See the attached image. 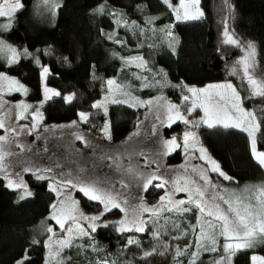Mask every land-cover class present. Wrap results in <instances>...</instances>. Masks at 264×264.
Here are the masks:
<instances>
[{
	"label": "trees",
	"instance_id": "trees-1",
	"mask_svg": "<svg viewBox=\"0 0 264 264\" xmlns=\"http://www.w3.org/2000/svg\"><path fill=\"white\" fill-rule=\"evenodd\" d=\"M22 2L24 8L16 14L13 27L7 31L0 29V36L22 53L27 49L32 55L22 56L10 66L0 61V72L17 77L30 91L29 98L37 101L42 95L41 72L44 67L49 69L46 84L61 93L42 107L44 121L50 124L70 122L77 118L78 113L84 112L90 117L83 126L96 132L101 130L106 118L100 109L92 105L100 98L109 79L127 86L125 89L134 96H163L175 103L186 95L183 85L203 86L226 80L237 84V78L229 75L227 69L243 52L240 47L224 42L225 27L243 45L248 42L255 45L256 72L264 77V0H200L203 17L186 22L174 21L171 10L161 0ZM171 2L175 5L179 0ZM100 5L105 6V14L96 11ZM112 12L122 14L130 25L135 21L138 28L118 27L110 15ZM150 17L158 19L145 23ZM6 23L7 18H0V25ZM167 25H173L171 36L162 31ZM140 29H143V35ZM113 33L115 39L124 43L108 39V34ZM132 56L143 57L145 67L139 68L136 64L125 66L126 59ZM144 78L155 86L143 87ZM66 94L74 95L71 103L64 102ZM246 104L256 110L260 122V118H264V111H260L264 109V98L248 100ZM142 116L141 108L111 104L107 112L111 140L126 136ZM182 131L183 127L178 123L165 128L164 135H179ZM262 136L264 123L261 132L257 133V151H264ZM199 138L218 162L220 170L233 178L225 180L223 176H218L223 183H264V168L254 160L246 132L236 128L202 127ZM157 159L163 165H182L185 162L179 151ZM1 182L0 179V264H14L24 257L26 249L29 259L25 264H44V238L39 240L40 243L33 244V228L56 202L55 193L48 188L47 181L25 175L24 182L33 196L16 202L14 192ZM160 193V189L151 187L146 194L148 199L150 196L152 200H157ZM75 194L85 214L91 216L102 212L99 202L88 200L80 192ZM120 216L119 210L112 209L98 221L116 220ZM196 216L194 209L184 219L195 224ZM152 230L153 226H148L143 233H121L112 225H99L90 236L74 239V245H84L83 249L72 247L65 249L61 255L70 256L71 264H96L104 260L109 264H187V255L177 257L175 253L178 248L183 249L194 241L191 231L180 239H172L179 233L170 230L169 235L156 240L151 235ZM129 237L138 239L139 246L129 245ZM164 245H167V251ZM153 247L157 251L145 258L143 253ZM161 252L164 254L161 255ZM255 252L264 256V244L253 252H239L234 264H251V254Z\"/></svg>",
	"mask_w": 264,
	"mask_h": 264
},
{
	"label": "snow or ice",
	"instance_id": "snow-or-ice-1",
	"mask_svg": "<svg viewBox=\"0 0 264 264\" xmlns=\"http://www.w3.org/2000/svg\"><path fill=\"white\" fill-rule=\"evenodd\" d=\"M47 2V0H45ZM161 2L171 10L175 16L177 22H186L192 20H199L203 17V12L199 9V0H179L178 4H173L171 0H161ZM58 6V5H57ZM24 8L22 0H0V18H7V23L0 25L2 30H10L13 27L16 14ZM100 14H105V6L100 5L96 10ZM114 17V23L118 27H125L130 30L138 28L135 21H132L131 25L123 15L117 12L110 13ZM158 17H150L145 23H151ZM173 25H167L162 31H166L167 35L171 36V28ZM140 34L143 35V29H140ZM225 43H230L234 46L240 47L243 55L233 64L231 68V75H239L243 82L248 85V97L241 96L240 92L232 83H221L207 85L205 88L197 89L195 87H188L183 85L187 93L191 95L181 96V105L191 104L186 108L188 115H191L197 108H200L204 115L199 120H189L180 110V105L167 101L165 97L160 96L149 100H140L137 97H130L129 100L112 99V103H129L130 107L133 106H151L153 103L157 105L158 114L157 119H160V109L165 110L166 118L169 121V127L177 120L183 121L186 125H191L193 128H199L201 126H207L208 128L223 127L224 129L236 128L240 131L248 134L251 152L253 158L258 164L264 168V151H257V133L261 132L262 123L264 118H260L256 115V110H246L243 107L244 99H252L256 97L264 98V77H258L256 75V52L255 45L252 42H248L247 45H243L232 34L227 31L225 27ZM108 39L114 40L116 43H124L123 41L115 39V34H108ZM142 45H138L140 47ZM175 51V49H173ZM31 53L27 49H24L23 53L10 44H7L3 39H0V57H6L8 65H12L20 59L21 56H30ZM139 61L136 64L139 68L145 67V62L141 56H132L126 59V63H133ZM39 63V60L36 61ZM163 71V70H161ZM49 69L44 67L41 72L42 81L47 78ZM166 75V74H165ZM140 79L139 76L136 77ZM159 81H157V84ZM109 86L108 91L110 94L120 92L125 96H130L129 92L124 91L125 85H119L115 80L109 79L107 81ZM115 85V88L113 86ZM147 82V78H144L143 87H154ZM179 87V86H177ZM7 88L9 92L17 91L27 94L28 89L21 84L17 79L9 77L4 73H0V95H2L4 89ZM61 96V93L44 87L43 100L40 102L39 107L32 113V119L35 121L30 128L27 126H21V131H26L31 134L38 127V121L43 119L40 107L54 97ZM65 103H71L74 99V95H68L63 97ZM107 100V97H106ZM164 101L162 105L160 102ZM0 107L3 104L0 103ZM18 109H22V112H18L16 119L19 121L24 118L23 113L32 105L18 104ZM95 109L103 108L105 114H107V108L104 102H96L92 105ZM260 111H264L261 109ZM80 121L87 123L89 121L90 114L80 112L78 113ZM76 121H73L69 127L75 126ZM155 127V126H154ZM0 129H5L8 132L15 133V129H7L3 119L0 118ZM104 136L111 139L109 133V125L106 122L102 129ZM77 139L85 141L86 146H91L90 142L85 139L82 134L74 133ZM264 140V136L261 137ZM8 136L0 135V174L7 179V187L12 189H23V193L20 199L23 200L32 193L28 191V186L24 182L20 172L10 173L8 171L9 165L4 161L10 153H5L2 150L3 143L7 142ZM185 152H188L189 147H195L198 143V137L192 131H186L183 137ZM191 141V144H190ZM163 150L161 152H154L152 155L147 156L144 161V167L141 168L138 164H132L131 162L127 167L120 165L119 158L124 155L123 152L105 156L104 159L111 158L113 165L109 167H115L122 173V177L118 181L112 183L105 182L101 184L98 181L92 180L89 177L77 174L73 176L71 172L62 173L61 179L57 181L59 187L54 184L49 185L51 191L56 192L57 197L61 196L64 188H70L71 190H77L90 201H97L104 205L102 212L96 215H85L78 210L79 202L74 200L71 196L65 198V200H59V207L57 203L51 205L52 213L49 217L51 220H55L60 226V229L67 233L65 239H53L55 233L53 228L49 226L46 231L53 233L44 242L45 247L48 249V255L45 259V264H51L52 261L55 264H71V257H64L61 254L65 249L77 247L84 248V245H74L73 241L74 232H78L79 237L88 236L89 233L81 227L78 223V219L88 221V227L92 232L97 229L96 221L100 220L106 212L111 211L114 208H119L120 211L125 212V218L117 221L118 232L135 231L143 233L146 231V225L152 224L153 230L151 235L153 239L159 240L163 235H169L170 230L178 232L179 235H173L172 239H180L183 236L188 235L191 231L195 239L185 245L183 249H177L175 255L185 256L187 255V264H198L202 252L207 253H219L221 248L223 255H219L218 258H213L209 261V264H232V258L240 250L253 249L258 245L264 244V183L257 185H246L239 190H229L221 188L218 184L212 182L205 171H201L199 174V181L193 179L187 174L185 168V174L174 177L171 181L164 179L163 174L159 172V169L149 170V166L156 162L153 157H159L160 155L170 154L175 148L180 147L177 143V137H172L170 140L162 141ZM201 153L200 159H206L211 165V171L218 172L220 176H223L225 180H232L224 172L220 171L219 165L207 157L206 150L203 147L198 148ZM131 155H145L142 152H133ZM58 166V165H57ZM182 168L185 166L182 165ZM197 170V166H193V171ZM22 171H34V172H49L51 168H39L33 165L31 168L24 166ZM83 170H81L82 172ZM12 177H15L13 179ZM127 177V181L123 178ZM38 180L47 179L45 175L38 174L36 176ZM154 181H160L154 183ZM119 183L120 189L115 187V184ZM171 185L172 191H168L167 187ZM140 189L142 192H147L149 187H155L157 189H166L165 194L160 196L159 201L154 205H147L142 196H133L130 193L125 194L126 189L132 187ZM186 193L187 199H174L175 193ZM226 206V207H223ZM131 209L132 218L128 217V210ZM196 210V223H187L184 219L187 214ZM148 213L147 219L144 218V214ZM161 220L163 223H161ZM70 222L75 224V227L69 226L66 228V224ZM107 227V224L103 225ZM220 238H223V244L219 243ZM33 244L40 243L39 240L33 239ZM127 243L129 245L136 244L139 246L140 241L135 237H129ZM195 250H192V248ZM167 251V245L163 246ZM95 251V249H93ZM27 249L22 259L18 260L16 264H25V261L29 259L27 255ZM157 251L156 247H153L151 251H145L144 257L151 256ZM161 255L164 253L161 252ZM252 264H264V256L253 255L251 257ZM96 264H109L107 260L97 261ZM115 264V262H113Z\"/></svg>",
	"mask_w": 264,
	"mask_h": 264
},
{
	"label": "rangeland",
	"instance_id": "rangeland-1",
	"mask_svg": "<svg viewBox=\"0 0 264 264\" xmlns=\"http://www.w3.org/2000/svg\"><path fill=\"white\" fill-rule=\"evenodd\" d=\"M198 7L202 11V8L200 6V0H199ZM173 17H174V21H176L174 15ZM192 21H196V20H192ZM0 39H3V38L0 36ZM18 52L22 53L19 50ZM21 58L22 56L20 57V59ZM238 59H236L228 67L227 72L229 75H231L230 72H231V68L233 64ZM143 60L145 62L144 58ZM0 61H3L6 64H8L6 57H0ZM137 63L139 62H133L131 64L125 62L124 65L131 66ZM0 73H3V72H0ZM4 74L9 77H13L17 79L21 84H23L17 77L7 74V73H4ZM256 75L260 77V75H258L257 72H256ZM232 76H235L237 78L238 80L237 84L233 83L232 81L226 80V81L210 82L203 86H190V87H195L197 89H200V88H205L207 85L232 83L237 88V90L240 92L242 98L248 97L249 92H248L247 83L243 82L239 75H232ZM107 81L104 84L103 92L100 98L96 101V102L98 101L104 102L107 108V112H108L109 106L113 104L111 102L113 98L121 99V100H129L130 102L134 103V101L130 100V97H137V96L132 95L131 92H129V90L127 89H124V91L129 92L130 96L122 95L120 94V92H115L114 94H110L108 91L109 86L107 85ZM45 86L58 91L55 88L49 87L46 84V80H43L42 95H41V98L37 101H32L29 98L30 96L29 90L27 94L25 95L22 92H17V91L9 92L7 88H5L2 95H0V103L3 104V107H0V118L3 119V122L7 129H15V133L8 132L5 129H0L1 130L0 135L8 136L7 142L3 143L2 145V150L5 153L12 154L6 157L4 163L9 165L8 171L10 173L20 172L23 180H24L25 175H31L36 178V176L40 174V175H45L46 177H48L47 179H43L47 181L48 188L50 184H54L57 187H59V185L57 184V181L61 179V174L71 172L73 176L80 174L82 176L89 177L92 180L98 181L101 184L105 182L112 183L114 181H118L122 177V173L119 170H117L114 166L109 167V165H113L114 162L111 158L104 159L105 156L110 157L111 155L116 154L118 152H123L124 155H121L118 161L122 167H127L129 163L131 162L132 164H138L141 168H143L144 161L147 158V156L152 155L154 152H161L163 150L162 141L170 140L172 137H177V143L180 145V147L175 148L174 151H172L170 154H167V155H171L173 154V152L179 151V153L182 155V157L185 160V162L182 164L185 167L182 168L181 167L182 165H174V164L163 165L157 159L158 157H153L156 160V162L149 166V170H156L158 168L159 172L163 174L164 179H167L169 181H171L174 177L178 175L185 174V168L187 169V174L190 175L193 179H196L198 181H199L200 172L205 171L209 179L212 182L218 184L221 188H226L229 190H239V189L244 188L246 185H257V184H252V183H246V184L244 183V184H236V185L228 184L226 182L223 183L221 179L218 177L220 176L219 173L211 171V165L208 163V161L206 159H200L201 153L198 151V148L203 147L206 150L207 157H210L211 160L215 161L218 164V162L209 154V152L207 151V148L200 141V138H199L200 128L202 127L208 128V127L201 126L199 128H193L191 125H186L185 123H183V121L177 120L175 123H172L171 126L178 124V123L181 124V126L183 127L182 133L179 135L175 134V135L166 137L164 135V129L169 127L168 126L169 121L166 118L164 109L159 110L161 118L157 119L158 108L155 103H153L151 106H148V105H145L143 107L139 105L133 106L132 108L143 109V116L136 123L135 127L126 136L116 141L106 138L102 131L104 124L106 122L109 125L107 114H105V111L103 108H101L100 110L103 112L106 119L104 121L102 129L97 132L91 130L90 128L89 129L85 128L83 126L85 122L80 121L79 115H77L76 119L70 122H65V123H60V124L47 123L44 121V117H43L42 120L38 121V127L31 134H28L26 131L22 132L21 126H27L28 128H30L31 125L35 122L32 119V113L36 111V108L39 107L40 102L43 100V93H44ZM113 88H115V85L113 86ZM68 95L70 94H66L65 96H68ZM186 95H191V94L186 92ZM106 97H107V100H106ZM157 97H160V96H157ZM137 98H139L140 100H149V99H153L156 97H153V98L137 97ZM259 98L260 97H256L252 99H244L243 107L249 111L253 110L247 106L246 102L248 100L259 99ZM166 100L174 104L180 105V110L182 114H184L189 120H199L200 117L204 115L203 111L200 108H197L194 112L191 113V115H188L186 112V108L190 107L191 104L189 103L188 105H181V99L179 100L178 103H175L168 99ZM21 103L32 105L33 107L29 108L27 112H24L23 113L24 118L18 121L16 119L17 113L22 112L23 110L18 109L16 105L21 104ZM160 103L163 105L164 101H161ZM122 104H126L129 106V103H122ZM42 107H40V112L42 113V116H43ZM73 121H76L77 124L75 126L69 127V125H71ZM219 128H223V127H219ZM186 131H192L198 137V143L196 144V146L189 147L187 153L185 152V149L183 146L184 144L183 137ZM74 133L82 134L85 137V139L90 142L91 146H86L85 141L82 139H77ZM109 133H110V129H109ZM190 144H191V141H190ZM249 145L251 149L250 140H249ZM133 152H137V153L142 152L145 155H131V153ZM33 165L38 166L41 169L50 167L51 171L40 172V173L34 172V171H27V172L22 171V168L24 166H28L29 168H31ZM193 166H197V170L195 172L193 171ZM81 170L83 171L81 172ZM12 178L15 179V177H12ZM123 178L126 181L128 179L127 177H123ZM0 179L2 180L1 183L5 188L14 192L16 202H21L33 196V192L28 189V191H30L32 195L21 200L20 196L22 195L24 190L8 188L6 186L7 179H5L2 174H0ZM159 182L160 181H154V183H159ZM199 182L202 183V181H199ZM115 187L119 190L120 189L119 183H116ZM151 187L152 186L149 187V190ZM166 187L168 191H172L171 185H168ZM153 188L157 189L155 187ZM160 190H161V193L158 195L157 200L156 199L152 200L150 196H149L150 199H148V196L146 194L148 191L142 192L140 189L134 186L124 191L126 195L130 193L133 196H137V195L142 196L145 203L151 206V205L156 204L159 201L160 196L165 194L166 189H160ZM52 192L55 193L56 195L55 203H57L58 207H59L58 201L65 200V198L68 196H71L74 200L78 201V198L75 194V192H79L77 190H71L70 188H64L60 197H57L56 192L54 191ZM181 198L187 199V194L182 193V192L174 194V199H181ZM101 206H102V211H103L104 205L101 204ZM223 207H226V206H223ZM114 209H117L120 211L119 208H114ZM78 210L80 212H83L80 209L79 204H78ZM52 211H53L52 208H50L46 217L33 228V234H34L33 239L40 240L44 238V242H45L49 236L53 235V233H55V235L53 236L54 240L66 238L67 233L60 229V226L56 223L55 220L49 219ZM120 212H121V216L116 220L98 221V222L96 221L95 223L97 224V226L104 225V224L112 225L113 227H115V229H117L118 225L116 222L125 218V212H122V211ZM148 216H149L148 213L144 214L145 219H147ZM128 217L129 219L132 218L131 209L128 210ZM77 223L81 227H83L89 233L88 236H90L92 230L91 228L88 227L89 222L83 219H78ZM49 226L53 228V233H48L46 231V229ZM69 226L75 227V224L72 222H70L69 224H66V228ZM148 226H153V225L148 224L146 225V228ZM129 232H135V231L133 230ZM135 233H140V232H135ZM74 237L76 238L79 237L78 232H74ZM223 242H224L223 238H220L219 243L223 244ZM260 246L261 245H258L257 247L253 249L240 250L236 253V255L239 252L245 251V250H250L252 252L256 251ZM47 255H48V249L46 248V257ZM219 255H223L222 248L219 253L202 252L200 261L198 262V264H209V261L211 259L218 258ZM253 255L258 256V253L257 252L252 253L251 257ZM235 256H233L232 258V264H234ZM16 262L14 264H16ZM51 264H55V262L52 261ZM251 264H252V261H251Z\"/></svg>",
	"mask_w": 264,
	"mask_h": 264
}]
</instances>
